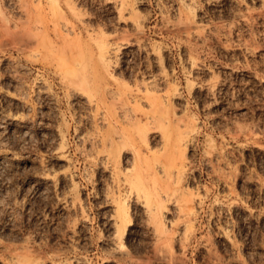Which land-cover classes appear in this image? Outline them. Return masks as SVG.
<instances>
[{
  "label": "rangeland",
  "instance_id": "rangeland-1",
  "mask_svg": "<svg viewBox=\"0 0 264 264\" xmlns=\"http://www.w3.org/2000/svg\"><path fill=\"white\" fill-rule=\"evenodd\" d=\"M0 264H264V0H0Z\"/></svg>",
  "mask_w": 264,
  "mask_h": 264
}]
</instances>
